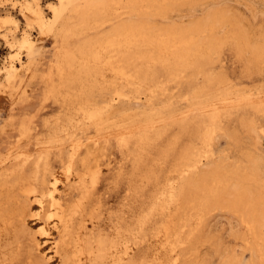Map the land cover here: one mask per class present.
Masks as SVG:
<instances>
[{"label": "bare ground", "instance_id": "6f19581e", "mask_svg": "<svg viewBox=\"0 0 264 264\" xmlns=\"http://www.w3.org/2000/svg\"><path fill=\"white\" fill-rule=\"evenodd\" d=\"M18 4L13 3L14 8L21 6ZM21 8L39 28L41 39L33 41L24 33L19 41L6 42L10 49L15 46L25 49L27 61L21 68L13 64L7 67L4 96L16 97L23 76H30L36 57L45 47V38L51 37L60 46L56 60L58 69L66 66L76 72L67 85L73 89L74 97L80 92L85 101L74 115L78 122L71 117L66 129L48 130V135L36 142V156L25 157L24 162L34 163V186L23 193L24 202L29 201L27 209L21 203L15 210L0 208V258L12 254L20 244L17 233L20 223L23 226V219L15 220L14 212L22 218L26 213L39 218L58 202L55 193L59 191V178L55 173V161L62 158L66 142H73L76 131L86 130L95 132L93 145L114 143L119 149L125 161L122 167L123 161L119 162L118 176L122 179L131 163L134 167L131 166V174L127 177L138 180L140 175V179L144 177L154 184L159 177V165L170 159L173 161L168 170L171 179L165 173L169 178H166L169 182L165 187L167 190H158L155 198H150L151 206L143 216L145 223L157 225L160 219L163 222L150 238H143L147 245L144 243L142 251L146 248L150 255L141 260L136 255L140 251L138 244L143 240L139 243L136 238V251V244L132 243L135 237L131 242L132 231L125 224L127 212L121 210L122 215L117 218L110 216L111 211L107 213L113 225L109 232H100L96 227L102 225L103 218L84 216V194L72 211L70 208L72 213L60 205L56 215L59 228L67 226L63 229L65 234L59 230L61 238L78 233L73 236L80 249L70 254L57 242L51 251L48 248L41 250L43 263L53 264L52 259L56 258V264H201L196 250L199 244L208 242L206 235L201 234V225L206 220L204 214L217 210L232 213L239 219L245 229L239 239L252 257L250 262L244 263L238 255L225 251L222 264H264L262 160L259 155L248 152L244 154L245 162H230L217 156L214 148L221 135L236 140V127L231 128L232 131L225 129L233 115L241 114L239 126L252 133L256 126L247 112L264 114V83L254 84L256 79H264V0H56V3L48 4L52 14L49 18L44 15L40 0H27ZM11 25L18 26L14 17H0V28ZM91 32L96 34L90 35ZM74 39L79 40L78 44L70 49ZM226 47H230L237 60L244 63V72L248 76L244 82L254 85L239 86L243 85V80L232 83L224 72L211 74L205 71L209 66L212 70L215 64L223 67L224 59L219 54ZM18 56L19 53L13 54L10 62ZM199 78L202 82L200 79V86H196ZM170 84L179 86L181 93H173L176 88L171 92ZM108 91L112 92L109 97L106 96ZM96 94L101 101L93 102ZM133 101H137L135 106ZM173 129L177 132L168 143L163 140L167 145L164 150V146L159 148L161 154L157 156L155 151L150 156L153 143L168 136ZM183 135L189 136L190 144L188 140V144L179 150L176 144ZM144 167L147 169L143 170ZM77 178L68 181L70 186L77 181L81 184V178ZM129 180L126 181L127 193L123 191L126 202L137 194L139 197L138 190H141L136 189L138 193L135 194V187H131L134 185H130ZM157 185L160 187L159 183ZM5 186L0 178V192ZM131 203L124 204L127 211L133 207ZM99 207V211L103 208L106 213L107 208L104 211V207ZM51 215L53 217L52 212ZM44 216H41L42 220L47 216L51 219L50 213ZM175 217L180 226L173 225ZM73 226L77 227L76 231H72ZM179 228L184 230L183 234L180 232L183 238Z\"/></svg>", "mask_w": 264, "mask_h": 264}, {"label": "rangeland", "instance_id": "374dc122", "mask_svg": "<svg viewBox=\"0 0 264 264\" xmlns=\"http://www.w3.org/2000/svg\"><path fill=\"white\" fill-rule=\"evenodd\" d=\"M15 1L17 2V4L19 3L18 5H21L19 6V8H14L13 3H16ZM20 1H22V3ZM25 1L27 0H0V17L12 16L17 20L18 23L17 27L15 25H11L0 28V178H2L6 183V186L1 188L0 192V208H7L9 210H15L19 203H21V206L25 205V208L27 209L26 204L29 203V201H26L27 203L24 202L25 199L23 193H25L26 190L29 191L30 189H32L30 188L32 185L34 186V163L33 161L24 162L25 157H27L28 155H31L32 157L33 155L36 156V142L39 140V138H45L48 135V130H53L55 128L59 130V128L61 127H64V129H66L67 124H69L68 120L71 119V117L75 120V122H78L74 115L79 106L85 101V96L81 95L80 92L75 93L74 97L73 89L67 85L68 79L72 77V75L75 76L76 72L70 71L68 68H66V66L63 67L61 70L58 69V64L56 60L57 55L60 51V46L51 37L45 38V47L37 56L38 58L36 57L34 66L31 68L30 76H23L22 87L18 90L16 97L12 98L4 96V89L6 84V70L8 69L7 67L13 64L21 68V66L25 65H23V62L27 61L25 49L20 50V48L17 46L10 49L9 46H6V42L19 41L23 38L24 33L29 34L30 39L33 41H38L41 39V33L39 28L37 27V25L34 24V22H32V19L30 18L31 16L27 14L23 8H21L22 4H24ZM50 3H56V0H40V6L42 7L44 15L47 18L52 15L48 8V4ZM21 9L23 10V12ZM28 23H31V25H29ZM107 29L108 27L105 28V30ZM93 34L96 33H90V35ZM78 41L79 40L75 39L72 40V45L70 49H72L76 44H78ZM224 49L222 50L223 53L221 52L219 54V57L221 56L222 59H224L223 67H221L219 64H215V67L212 68V70L209 66L205 69V71L211 74H215L216 72L222 74L225 73L224 75L227 74L226 76H229L228 78L230 80H233L232 83L235 82L238 84L242 80L243 83L244 80L248 78L246 72H244V63H242V61L240 62L239 59L237 60L236 55H234L235 53L230 47H226ZM16 53H19V56L16 57L17 59L15 58L13 62H10L11 56ZM61 74L62 78H60ZM245 75L247 76L246 78L244 77ZM254 75L259 74L254 73ZM200 79L201 78L197 79L198 81L195 82L196 86H200ZM18 81H20V79H18ZM255 82V85H260L264 83V79H256ZM244 83L243 85L239 84V86L254 85L253 83ZM18 84L19 82L17 83V85ZM168 87H170L169 90L171 92L174 91L173 93L179 94V91L181 93V88H179V86H174L173 84H170ZM174 88L176 89L173 90ZM111 94L112 92L110 93L108 91L106 96L109 97ZM69 98H74L76 100H70ZM93 99V102L101 101V97L98 94L93 95ZM136 102L137 101H133L132 105L134 104L135 106ZM72 105H75L76 107L74 106L73 108ZM247 115L250 118L252 117V119H254V123L256 126L255 131L249 133L246 132V130L241 129L242 127L239 126L240 124H238L240 123L238 117L240 118L241 114H235V116L233 115V118H231L232 121L230 120V123L225 124V129L231 130L232 128L233 130L236 127L235 129L237 130V138L234 141L228 139L224 135L218 137L214 147L215 153L217 154V156L224 157L228 161L236 163L245 162V153L249 152L252 155L257 154L255 156H260L264 172V114L262 115L261 113L258 115H254L253 112H247ZM235 119H238L237 122ZM83 131H76L73 138V142L71 144L66 142L62 158L60 160L55 161V173L59 178V182L57 184L59 191L55 193L58 202H55L56 206L54 204L53 207L51 206V208L49 207V205V212H45L46 215H49L50 213L51 219L49 218V216L46 217L44 213L43 214L45 216H41H44V218L46 217L49 220H47L46 218L42 220L41 216L39 218L34 217V215H32L31 213H26L25 215H23L24 217L22 218L18 217L20 215L14 212L17 215V219L14 217L15 220L23 219V226H20V223V232L17 233L20 242L18 247L19 249L17 248L13 251L12 254L10 253L4 257H1L0 264H45L41 261V257L43 254L41 250L48 248L49 251H51L50 248L54 246V244H56L57 242H60V245H62L64 249L69 251L70 254L77 253L80 249V245L78 246L73 235H77L78 233H72L71 235H67L61 238L59 230L62 231L63 234H65L63 229L67 228V226H62L59 228L58 217L56 215L60 212L58 211L62 207H60V205H63L64 208H67L69 211L70 208H72L73 206V208H75L76 202L79 201L81 197L84 196V194L86 200V208L84 207V210L86 209L84 213L86 214L84 216L86 217V215L88 214L87 217H100V220H102V218L104 220L105 218L104 222L103 220H99L100 224L102 222V225L96 227L97 230H101L100 232H109L111 226L113 225V223L108 220L109 216L107 215V213L109 214V212L111 211L112 215L110 216H112L113 218H117V216L119 217V215H122L121 210H125L127 212V220L125 221V224L128 228L131 229L133 234V236H131L130 238V241L132 242L135 237L132 243L136 244L134 245L136 247V251H138V248H140L141 251V253L140 251L137 252L138 255L136 256L142 258L141 260H143L144 258L146 259L148 257L149 251H147L146 248L144 249L145 251H142V246L144 245V243H146L143 238H150V235H153V233L159 229L163 221L162 219H160L159 224L152 225L150 224V222L145 223L143 221V216L145 215V213H148L149 208L151 206L150 202L153 198H155L157 191L161 189L167 190V188L165 187H168L169 185L168 177H170L171 179L169 171L171 166L173 165V161L170 159L171 161L169 160V162H167L166 164L159 165L160 178L158 177V180L160 179L161 181L159 182L158 180H156L157 182H154L155 185L150 184L153 183L152 180L151 182H149L150 180H147L144 177L140 179V175L138 178L142 181H140L139 179L138 181L137 177L132 179L130 178L131 176L127 177L131 174L132 171L131 166L133 165H131V163H128V166H130L129 168L127 164L124 165L128 168H126V173L128 175H126L125 173V176H123L122 179L118 175L121 171L120 167L123 166L125 161L123 160L124 156H122L121 152L119 153V149L115 146V144L101 143L98 145H93L92 140H95V132L86 130ZM172 131L175 132L173 133ZM172 131L169 132L168 136L166 135L163 137L162 140L156 142L158 146L153 143V145H156L158 148L152 145V147L155 148L153 149L151 147L152 149H149L150 151L148 154L152 155V152L153 154L156 153V155L161 154L159 148L161 149V146H164V148L162 147V149L164 150L165 146L168 143V139L169 141H171L173 139V135L177 132L176 129H173ZM171 132L172 134H170ZM183 136L179 138L178 144H176L179 150H181L182 147L184 148V145L188 144V140L190 144L189 136ZM92 137L94 138L92 139ZM170 138L172 139L170 140ZM182 138L185 139H183L182 141ZM77 140H80L78 141L80 142V144L77 142ZM163 140H166L167 143L165 144V141L163 142ZM81 142H83L84 144H81ZM161 142L163 144H159ZM179 144L181 145L179 146ZM177 148L176 150H178ZM156 155H153V157H156ZM152 158L150 159L152 160ZM157 159L158 158H156L155 160ZM151 160L147 161V163L149 164ZM119 162L122 163V165ZM148 166L149 165H147V168ZM147 168L144 167L143 170H146ZM165 173L168 175V177L167 175L165 177ZM72 177H80L81 184L78 185L77 181L73 186H70V183H68V181L71 180ZM164 177L165 179H162ZM166 178H168V180ZM119 180L123 183H119ZM127 180L131 181L130 185L133 183L134 186L131 185V187H135V190L141 188V190H138V192H140V199L139 197H137L138 192L136 190L135 194L137 195H135L134 198L132 197L131 200L126 202L127 199L125 200L124 195H126L127 193ZM146 181L150 186L154 187L151 188L149 187V185L146 186ZM162 181H165L166 183ZM141 183L144 184L142 185V187ZM157 183H159L160 187L157 185ZM161 184L163 185V187L161 186ZM164 184L167 185L165 186ZM119 185L121 187H119ZM143 187H147L148 189H143ZM123 191H125L126 193ZM142 191L143 193H145V195L142 193ZM150 198L152 199L150 200ZM130 201H132L130 205L133 207L130 209L131 211H127L128 209L127 207H125L124 204L130 203ZM87 202L89 203V205L87 204ZM99 206L104 207V211L106 210L105 208H107L106 213L103 212V208H101L99 211ZM48 207H46V211ZM90 207L91 209H93V212H91V209H89ZM96 207H98V210ZM73 208L71 209V211L73 210ZM71 211L69 213H72ZM51 212L53 213V217L51 215ZM69 213L67 212V215ZM97 213L100 216L96 215ZM204 215L206 217V220L202 223L203 225H201V234L203 235V237H205L206 235L205 239L208 242L199 244L196 250L201 264H222V254L225 251V253L229 252V254L231 253L238 255L244 263L250 262L252 260L250 252L244 248L242 241L239 239V237H241L240 235H243L245 233V229L240 224L239 219L235 215L225 211L217 210L206 212ZM176 218L177 217H175L176 221L173 220L174 222L172 223L173 225L177 226L178 224V226H180V224L178 223L179 221H177ZM75 221L77 222L78 219ZM141 222L143 223V225ZM18 223L19 221L16 223V225ZM194 224L196 225V223ZM66 225L69 224L67 223ZM89 226L91 227V224H89ZM21 228H23L24 230H21ZM76 229L77 227L73 226L72 231H76ZM182 231L184 230L182 228H179V234L181 236L183 234ZM96 232L97 231H95V233ZM180 232H182V234ZM183 237L184 235L182 236V238ZM136 238L137 242L139 241V243H141V240H143V244H138V248ZM216 248L219 249V252L216 251ZM52 261L53 264H56L58 259L53 258Z\"/></svg>", "mask_w": 264, "mask_h": 264}]
</instances>
